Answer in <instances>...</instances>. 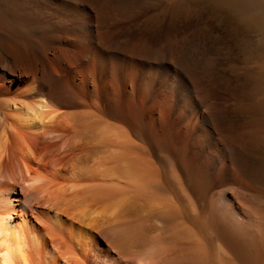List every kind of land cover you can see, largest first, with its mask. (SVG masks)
Instances as JSON below:
<instances>
[{"label": "bare ground", "instance_id": "obj_1", "mask_svg": "<svg viewBox=\"0 0 264 264\" xmlns=\"http://www.w3.org/2000/svg\"><path fill=\"white\" fill-rule=\"evenodd\" d=\"M251 199L264 0H0V264H264Z\"/></svg>", "mask_w": 264, "mask_h": 264}, {"label": "rangeland", "instance_id": "obj_2", "mask_svg": "<svg viewBox=\"0 0 264 264\" xmlns=\"http://www.w3.org/2000/svg\"><path fill=\"white\" fill-rule=\"evenodd\" d=\"M253 199H251V201H249V202H252V203H249L250 205H252L251 207L256 211V212H259L261 215H263L264 216V202H261V203H259L260 201H256V200H253ZM254 205V206H253ZM257 208H258V210H257ZM263 208V209H262ZM262 212V213H261Z\"/></svg>", "mask_w": 264, "mask_h": 264}]
</instances>
